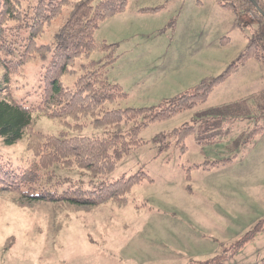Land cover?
<instances>
[{
	"label": "rangeland",
	"instance_id": "1",
	"mask_svg": "<svg viewBox=\"0 0 264 264\" xmlns=\"http://www.w3.org/2000/svg\"><path fill=\"white\" fill-rule=\"evenodd\" d=\"M19 1L24 10L38 0ZM75 1L46 28L39 45L53 41ZM95 39L115 44L118 57L108 77L127 93L108 108H159L222 74L252 39L264 44V16L251 9L235 14L218 0H127L123 11L100 23ZM105 55L95 50L78 58L62 77L63 86L73 87L81 65ZM49 56L10 74L15 99L27 106L40 103ZM4 77L0 62V81ZM263 89L264 64L249 59L205 102L142 129L145 143L109 175L110 181L140 170L149 175L132 188L123 207L29 201L0 190V264H202L217 256H223L221 264H261L263 229L239 243L264 219V130L245 142L257 123L264 125V115L237 119L229 134L218 133L213 143L200 145L190 134L184 151L172 133L197 120L200 111ZM33 128L52 135L65 130L67 136L103 132L90 124L77 131L36 112ZM25 142L7 145L0 138V156L14 166L23 163L31 156Z\"/></svg>",
	"mask_w": 264,
	"mask_h": 264
},
{
	"label": "trees",
	"instance_id": "2",
	"mask_svg": "<svg viewBox=\"0 0 264 264\" xmlns=\"http://www.w3.org/2000/svg\"><path fill=\"white\" fill-rule=\"evenodd\" d=\"M256 1L264 12L262 0ZM218 2L235 14L250 9L261 14L250 0ZM70 3L72 0H38L22 10L19 0H0V62L5 68V77L0 81V138L7 145L26 141V150L31 153L17 166L0 156V190L19 194L29 201L67 202L85 207L113 203L123 207L128 203L132 188L149 179V175L140 170L114 181L109 180V175L123 157L145 143L140 136L142 129L205 102L212 89L246 60L255 59L264 64V44L252 39L222 74L165 100L159 108L111 109L107 104L118 102L127 93L108 77L109 67L118 57L115 44L97 42L95 33L104 19L126 8L127 0H76L53 41L39 45L37 39ZM95 50L106 55L83 63L73 87L63 86L61 79L72 72L74 62ZM49 53L41 78L40 103L36 107L27 106L13 97L10 74L18 72L28 61L45 58ZM34 112L77 131L90 124L103 132L97 136H67L65 130L58 135L44 134L33 128ZM198 113L197 120L183 124L172 133L183 151L184 140L190 134H196L200 145L213 143L218 141V133L229 134V126L237 119L264 115V89L250 98ZM263 130L264 125L257 123L248 132L245 142ZM262 229L264 219L239 244ZM222 258L217 256L202 264H221Z\"/></svg>",
	"mask_w": 264,
	"mask_h": 264
},
{
	"label": "water",
	"instance_id": "3",
	"mask_svg": "<svg viewBox=\"0 0 264 264\" xmlns=\"http://www.w3.org/2000/svg\"><path fill=\"white\" fill-rule=\"evenodd\" d=\"M250 1H251V2L253 3V5L257 8V10H258L262 15H264V12H263V10L260 8L258 2H257L256 0H250Z\"/></svg>",
	"mask_w": 264,
	"mask_h": 264
}]
</instances>
